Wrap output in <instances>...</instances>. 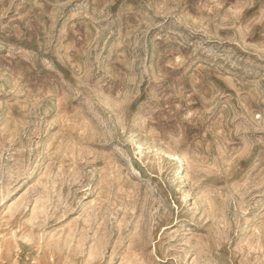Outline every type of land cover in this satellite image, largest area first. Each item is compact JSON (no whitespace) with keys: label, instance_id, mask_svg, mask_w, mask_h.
Masks as SVG:
<instances>
[{"label":"rangeland","instance_id":"374dc122","mask_svg":"<svg viewBox=\"0 0 264 264\" xmlns=\"http://www.w3.org/2000/svg\"><path fill=\"white\" fill-rule=\"evenodd\" d=\"M0 264H264V0H0Z\"/></svg>","mask_w":264,"mask_h":264}]
</instances>
